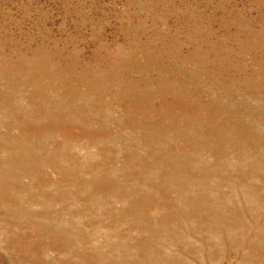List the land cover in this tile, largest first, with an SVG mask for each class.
I'll use <instances>...</instances> for the list:
<instances>
[{
	"label": "rangeland",
	"instance_id": "374dc122",
	"mask_svg": "<svg viewBox=\"0 0 264 264\" xmlns=\"http://www.w3.org/2000/svg\"><path fill=\"white\" fill-rule=\"evenodd\" d=\"M0 264H264V0H0Z\"/></svg>",
	"mask_w": 264,
	"mask_h": 264
}]
</instances>
